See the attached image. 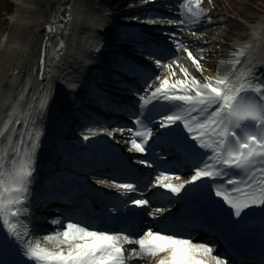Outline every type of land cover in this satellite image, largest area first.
Here are the masks:
<instances>
[{
    "label": "snow or ice",
    "instance_id": "6c2138e0",
    "mask_svg": "<svg viewBox=\"0 0 264 264\" xmlns=\"http://www.w3.org/2000/svg\"><path fill=\"white\" fill-rule=\"evenodd\" d=\"M178 2L177 18L150 16L142 22L178 24L183 32L205 20L224 19L210 16L211 9L202 7L204 0ZM210 30L189 34L201 38ZM260 31L264 35V24ZM47 32H54L51 24ZM166 35L174 46L167 62L149 51L147 42L139 53L154 68L141 65L144 71L136 86L126 89L130 98L136 97L126 105L133 126H86L82 132L85 143L100 135L126 137L128 151L143 157L134 163L152 172L120 180L73 164V171L61 180L59 197L68 207L57 208L58 214L50 219L37 215L43 205L35 190L42 122L53 88L51 73L48 83L40 85L38 105L39 93L28 99L31 80L15 98L9 95L0 119V264H233L226 252H217L215 241H194L190 232L176 230L181 208L173 212L172 206L191 202L198 191L206 203L196 211L218 215L225 231L239 234L256 210L264 225V61L251 54L260 37L243 42L229 59L219 61L215 75H205L209 69L204 53L210 49L189 45L176 32ZM103 46L97 41L95 50L100 52ZM64 48L60 41L54 53L58 56ZM181 52L190 64L178 55ZM40 66L43 80V59ZM177 69L180 78H175ZM63 83L71 93L79 87L76 80ZM157 147L167 151L159 155ZM149 155L158 159L149 160ZM89 175L95 185L114 189L117 195L106 199L110 194L90 184ZM221 205L227 206L226 212ZM195 226L208 227L203 222Z\"/></svg>",
    "mask_w": 264,
    "mask_h": 264
},
{
    "label": "bare ground",
    "instance_id": "6f19581e",
    "mask_svg": "<svg viewBox=\"0 0 264 264\" xmlns=\"http://www.w3.org/2000/svg\"><path fill=\"white\" fill-rule=\"evenodd\" d=\"M224 1L229 5L224 7L219 0H216L213 4L214 13L223 14L224 19L221 23H228L233 30L239 22L238 28L242 33L232 39L231 34L234 32L228 29L231 31L227 32V35L222 36V31H220L219 36L215 37V47H213L215 51L214 53L209 52L216 59L208 62L205 60L207 62L205 66L213 68L215 73L218 59L230 58V55L226 54L227 48L233 46L237 49L244 42L245 27L250 29L247 35L249 41H252L254 36L260 37L251 49V54L256 59L261 57V61H264V35L260 31L264 19L253 22L246 16L249 3L239 10L236 8L237 0ZM246 1L249 2V0ZM262 1L264 3V0ZM101 2L102 0H17L14 13L5 20L0 17V119H3L4 111L7 110L3 108V105L9 95L15 98L20 87L27 85L29 80H31V87L28 91V99L31 100L33 93H39L36 97L38 105L40 95L43 94L39 92L40 85L48 83L49 73H51L53 88L48 101V109H46V117L42 122L45 134L41 138V148H47L48 153L55 147L49 145L50 140L62 132L59 122L64 120V115H68L70 106L68 101L76 94V90L71 93L63 82L65 79L77 82L82 80L86 72L85 62L90 57V50L96 47L100 39V32H106L105 29L113 25L110 19H101V16L107 17L104 13L106 6L101 5ZM259 6L264 14V5ZM259 11V8H256V13ZM1 14L4 13L0 12ZM69 15H71L70 20ZM50 24L54 28L53 33L47 32ZM61 25L63 27H60ZM46 37L48 47H45ZM60 41L64 42L65 48L61 49L57 56L54 49L59 47ZM217 45H220V48H217ZM41 59L44 60L43 80H40L39 75ZM219 70L223 72L227 69L220 68ZM13 73L16 74L14 85H12ZM205 75L214 74L206 71ZM9 85L12 86L9 87ZM55 143L58 145L60 141ZM43 153L39 150L38 163L45 160L42 157Z\"/></svg>",
    "mask_w": 264,
    "mask_h": 264
},
{
    "label": "rangeland",
    "instance_id": "374dc122",
    "mask_svg": "<svg viewBox=\"0 0 264 264\" xmlns=\"http://www.w3.org/2000/svg\"><path fill=\"white\" fill-rule=\"evenodd\" d=\"M204 1L207 2V0H204ZM219 1L221 2V4L224 7L229 5L228 2H226L224 0H219ZM237 1H238V3H236V8H238L239 10L242 7H244L245 4L249 3L247 5V10L248 11L246 13V16L248 18H251L253 22L262 21L264 19V14L262 13V9L259 6L260 4L264 5L262 0H249V2L246 1V0H237ZM256 8H259V10H260L257 13H256ZM14 9H15V6L12 3V0H0V12L4 13V14L0 15L2 20H5V18H6L5 16L7 15V13L14 12ZM5 12H7V13H5ZM215 14H216L217 17H224V15L221 14V13L216 12ZM216 20L217 19H214L213 22H215ZM237 23H238V26H239L240 23L239 22H237ZM225 25H226V27H225ZM238 26L234 27V30H233V28L231 29L229 27L228 23H225L224 25H215V26H212L210 28L211 29L210 31H207L206 35L202 36V39L193 38V39L189 40L187 43H189L190 45H200L201 47H210V45L213 44V40L212 39H215V36L218 37L219 34H220V31H222V33H221L222 36H225V35H227V32L230 33L231 30H233V32H234V34H231L233 36L232 39H235L236 36L239 33H242L239 30ZM228 29H231V30H228ZM244 29H245L244 33L246 35V37L244 39H246V38H248L247 35H249L248 33H250V29L248 27H245ZM209 32H211V33H209ZM190 37H192V36H190ZM192 40H198L199 42H193ZM227 42H229V41H227ZM204 56H206V55L204 54ZM210 60H211V58H210Z\"/></svg>",
    "mask_w": 264,
    "mask_h": 264
}]
</instances>
